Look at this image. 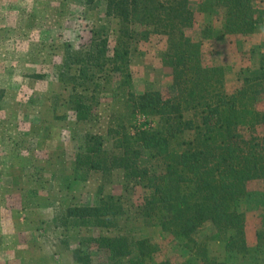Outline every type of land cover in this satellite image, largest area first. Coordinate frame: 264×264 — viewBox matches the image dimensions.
Listing matches in <instances>:
<instances>
[{
	"label": "trees",
	"instance_id": "16d2710c",
	"mask_svg": "<svg viewBox=\"0 0 264 264\" xmlns=\"http://www.w3.org/2000/svg\"><path fill=\"white\" fill-rule=\"evenodd\" d=\"M105 1L107 16L117 21L116 43L110 48L103 26L93 30L88 48L66 51L60 79L70 86L69 105L79 122H90L102 93L114 86L132 115L142 113L157 123L133 133L131 122L111 125L112 150L103 135L87 133L73 176L122 169L126 189H144L136 212L154 221L184 257L177 262L159 258L161 249L152 237L121 233L84 236L73 257L81 264H94L98 253L109 264H228L210 253L208 241L214 239L239 264H264V213L251 247L244 208L252 181H261L264 190V53L259 65L229 89L225 65L204 61L214 27H199L191 0ZM199 9L221 21L222 37L249 36L264 23V0H208ZM153 34L167 42L162 61L171 69L168 94L160 89L138 93L132 87V52ZM123 200L106 194L97 204H69L59 224L119 229L128 214ZM209 228L212 233L202 235Z\"/></svg>",
	"mask_w": 264,
	"mask_h": 264
},
{
	"label": "rangeland",
	"instance_id": "374dc122",
	"mask_svg": "<svg viewBox=\"0 0 264 264\" xmlns=\"http://www.w3.org/2000/svg\"><path fill=\"white\" fill-rule=\"evenodd\" d=\"M207 1L191 0L199 27L204 23L214 27V37L204 47V61L224 64L227 86L233 89L243 78L251 54H262L263 47H250L248 36L222 37L221 21L199 9ZM103 26L109 31L112 48L118 25L107 16L105 0H0V264H60L62 258H72L74 248H81L84 236L115 233L152 237L160 246L159 258L177 262L184 257L154 221L136 212L144 189L139 185L126 189L122 169L89 174L83 170L76 173L78 179L73 176L75 157L87 133L103 135L106 149L112 150L111 125L131 122L133 133L157 123L142 113L132 115L124 94L113 90L114 86L102 93L92 121L77 120L68 102L70 86L60 79L63 59L68 49L88 48L93 30ZM166 47V38L157 34L136 44L131 57L135 92L160 89L169 93L171 69L162 61ZM262 186L261 181H252L244 203L251 247L256 245V230L264 213ZM106 194L124 197L128 214L120 220L119 229H66L59 224L67 205L97 204ZM22 207L31 208L27 238L16 229ZM211 233L209 228L202 235ZM27 241L37 242L40 251L25 256L13 249ZM208 248L228 264H239L237 256L226 254L222 241L209 240ZM93 263L109 264L108 257L98 253Z\"/></svg>",
	"mask_w": 264,
	"mask_h": 264
},
{
	"label": "crops",
	"instance_id": "0c3cea01",
	"mask_svg": "<svg viewBox=\"0 0 264 264\" xmlns=\"http://www.w3.org/2000/svg\"><path fill=\"white\" fill-rule=\"evenodd\" d=\"M247 41H249L247 43L250 45V47H252L254 49H256L258 47H261V49H262V47H263V49L260 51L262 52V54L264 53V23L257 25L255 31L248 36ZM262 54L258 53L256 51H255V53L251 54V56H252L251 62L249 63V65L246 66L247 69H245V73L249 69L255 68L259 65ZM246 59L247 58H245V60ZM227 73H228V71H227ZM227 73H226V78L228 76ZM29 209H31V208L30 207H22L23 215L21 217V221L17 220V222H16V229H19V236L24 237V238H27V236H26L27 235L26 233L28 232L27 227L29 226V224H28L29 217H31L30 216L31 212H29ZM33 224H34V222H33ZM35 228H36V230L38 229L37 227H35ZM14 248H15V251L17 250L20 252H24L23 255H25L29 251L38 252L41 249V248H39V246H37V242L32 243L29 241L25 242V244H21V245L18 244L17 246H14L13 249ZM53 251H56V250H53ZM61 251H63V249H61ZM64 255L65 254H63V257H64ZM67 258H69V259L66 260V259L62 258L60 260V264H81V263L77 262L73 256H72V258L67 256Z\"/></svg>",
	"mask_w": 264,
	"mask_h": 264
}]
</instances>
